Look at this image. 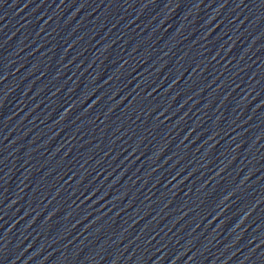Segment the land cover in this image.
<instances>
[{
    "label": "water",
    "instance_id": "1",
    "mask_svg": "<svg viewBox=\"0 0 264 264\" xmlns=\"http://www.w3.org/2000/svg\"><path fill=\"white\" fill-rule=\"evenodd\" d=\"M0 264H264V0H71L0 85Z\"/></svg>",
    "mask_w": 264,
    "mask_h": 264
}]
</instances>
